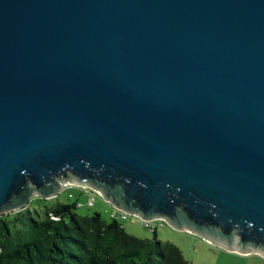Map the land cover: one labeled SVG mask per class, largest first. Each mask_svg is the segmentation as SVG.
<instances>
[{
  "label": "water",
  "instance_id": "95a60500",
  "mask_svg": "<svg viewBox=\"0 0 264 264\" xmlns=\"http://www.w3.org/2000/svg\"><path fill=\"white\" fill-rule=\"evenodd\" d=\"M66 186L264 258V0H0V217Z\"/></svg>",
  "mask_w": 264,
  "mask_h": 264
},
{
  "label": "trees",
  "instance_id": "16d2710c",
  "mask_svg": "<svg viewBox=\"0 0 264 264\" xmlns=\"http://www.w3.org/2000/svg\"><path fill=\"white\" fill-rule=\"evenodd\" d=\"M73 204L42 213L29 207L0 217V264H188L169 242L139 239L99 213L80 216Z\"/></svg>",
  "mask_w": 264,
  "mask_h": 264
},
{
  "label": "rangeland",
  "instance_id": "374dc122",
  "mask_svg": "<svg viewBox=\"0 0 264 264\" xmlns=\"http://www.w3.org/2000/svg\"><path fill=\"white\" fill-rule=\"evenodd\" d=\"M88 193L81 187L66 186L56 197L43 200L35 198L31 201L29 209L35 216V211L42 213L43 207H52L56 203L73 204L77 202L76 212L80 216H92L99 213L105 221L109 222V214L113 208L103 198L95 194V203L92 207L87 206ZM124 226V230L139 239L153 238V233L145 229L135 218L128 217L126 220H118ZM156 230L158 240L169 242L181 251L184 260L188 264H264V258L256 255H239L212 245L197 236L186 232H179L171 228L167 223L160 222Z\"/></svg>",
  "mask_w": 264,
  "mask_h": 264
},
{
  "label": "built area",
  "instance_id": "2783aa9c",
  "mask_svg": "<svg viewBox=\"0 0 264 264\" xmlns=\"http://www.w3.org/2000/svg\"><path fill=\"white\" fill-rule=\"evenodd\" d=\"M85 192L88 193L89 197H88V200H87V206L88 207H92L95 203V192H93L91 189L89 188H82ZM109 219L110 221H116V222H119L118 220H121V221H124L126 220L128 217V215L124 214L123 212L119 211V210H116L113 208V211L109 214ZM132 218H135V217H132ZM137 219L141 224L142 226L147 229V230H150L152 232H155L157 230V228L161 225L160 222H163L162 220H153V221H147V222H144L138 218H135Z\"/></svg>",
  "mask_w": 264,
  "mask_h": 264
},
{
  "label": "crops",
  "instance_id": "0c3cea01",
  "mask_svg": "<svg viewBox=\"0 0 264 264\" xmlns=\"http://www.w3.org/2000/svg\"><path fill=\"white\" fill-rule=\"evenodd\" d=\"M123 226V225H122ZM123 228H124V226H123ZM157 234V233H156Z\"/></svg>",
  "mask_w": 264,
  "mask_h": 264
}]
</instances>
